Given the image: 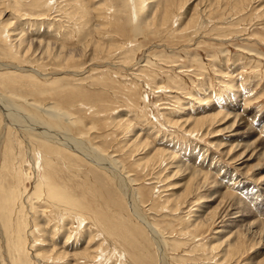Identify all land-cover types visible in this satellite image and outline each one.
I'll use <instances>...</instances> for the list:
<instances>
[{"label": "rangeland", "instance_id": "374dc122", "mask_svg": "<svg viewBox=\"0 0 264 264\" xmlns=\"http://www.w3.org/2000/svg\"><path fill=\"white\" fill-rule=\"evenodd\" d=\"M165 1L40 0L34 8L35 0H15V5L5 0L0 26L7 27L10 37L6 41L7 33L0 30V95L50 103L45 108L66 114L60 119L65 118L73 137L120 164L119 175L133 181L140 212L159 234L165 254L161 264H264V248L257 245L263 235L255 232L264 227H251L263 206H253L256 197L247 194L264 188V158L249 159L254 140L264 138V0H176L161 22ZM20 37L25 42L19 49ZM2 109L0 105V150L8 139H16L13 129L5 133L11 120ZM242 109L247 125L232 126L234 113ZM201 119L208 122L200 130L195 123ZM249 126L255 130L252 137ZM138 141L149 147L142 151ZM24 147H15L7 157L0 151V190L15 193L18 204L31 205L34 215L25 220L15 199L14 205L0 200V264H121L120 249L129 257L156 259V246L147 239L131 245L119 238L127 237L130 216L123 207L118 211L117 194L103 172L78 160L75 166L56 160L58 176L50 182L55 195L60 187L77 212L87 205L101 208L104 227L118 243L112 248L97 238L90 246L99 245L100 253L93 250L92 260L80 256L93 235L91 225L84 221L76 230L71 218L47 217L51 209L45 189H37L48 185L42 153L38 150L33 166V153ZM154 148L164 150L166 162L152 158ZM185 155L195 166L200 163L197 168L204 160L202 170L209 173L187 198L182 181L174 177V167ZM92 179L108 199L111 194L107 206L96 191L89 198L84 182ZM231 207L244 218L239 228L228 231ZM46 219L50 224H44ZM13 229L17 231L10 237ZM236 241L235 249L226 251Z\"/></svg>", "mask_w": 264, "mask_h": 264}, {"label": "bare ground", "instance_id": "6f19581e", "mask_svg": "<svg viewBox=\"0 0 264 264\" xmlns=\"http://www.w3.org/2000/svg\"><path fill=\"white\" fill-rule=\"evenodd\" d=\"M14 1L15 0H13V2ZM23 1H25V0H23ZM175 1L176 0H166L165 1L164 5H163V9H162L163 15L161 16V19H160L161 22H165L166 21V19L170 15L171 8L176 4ZM4 2H5V0H1L0 6H3ZM15 3L16 2H14V5H15ZM24 3H26V2H24ZM182 3H184L183 0H182ZM180 4H181V2H180ZM33 5H34V8H39L40 7V0H35V2H34ZM96 12L99 13L100 15H103L102 14V12H103L102 9H99ZM1 13L2 12L0 11V17H1ZM104 18H102V20ZM103 21H105V19ZM103 25H104V23H103ZM0 30L2 31V33H7V35H6V41H7L9 39V37H10L8 35V32L9 31L7 30V27L0 26ZM47 33H48V31H47ZM0 37L2 39V36L1 35H0ZM63 38H64V36H63ZM61 41H62V39H61ZM24 42H25L24 39L22 37H20L19 38V42H18L19 49H20V47H22L24 45L23 44ZM29 44H31V43H29ZM47 47L48 46H46V49H47ZM26 48L28 50V46ZM47 51L45 52L46 54H48ZM3 66L0 65V68H2ZM9 79L11 80V78H9ZM7 80H8V78H7ZM1 84H3V83H1ZM1 86H4V85H1ZM7 91H9V89ZM7 91L5 90L3 92H7ZM0 96H2V95H0ZM2 99H3V101H2ZM4 101H6L5 102L6 105L4 104ZM49 104L42 105V104H38V103H34V104L33 103H29L28 100H27V98L26 97L25 98L24 97H21L20 94L17 97L16 96L15 97H12V96H2L1 97L0 105L3 107L2 111L4 112V114H2V115L4 116L6 114L5 116H7L8 119L10 118V120H11V123L10 124L8 123L9 126H6V128H5V133L7 135V133H8L7 130L8 129L9 130H12L13 129L15 131L14 133L16 135V139H14V140L13 139H11V140L8 139L7 143L3 146L2 150H3V152L5 151V157L8 156V155L6 156V154L8 152H11L12 151V153H13V149L15 147H17L18 149L22 150L23 148H25L24 146H27L29 148L28 150H31L32 153H33L32 154V162L31 163L34 166L36 164V160L38 159L37 156H39L38 150H40V152L42 153V157H41V166H42V173H43L42 176L43 177L46 176L48 185L46 186L47 188H44V186L42 187L41 185H39L37 187V189H39V188H41V190L42 189H45V193H46V196H47L46 202L48 200L47 203H48V206L51 209L50 211H48L49 214H48L47 217H50L52 219V217L54 215H59L58 216L59 218H60V216H62V217L65 216L66 218H69V219L71 218L72 223L74 222L76 224V230H77V227L78 226L84 224V221H88V224H90L91 227H92V233H93V235L92 234L89 235V238H88L87 242L85 241L86 242V246H85V248H83V252L81 254H79V255L80 256L85 255V257H83V258L90 259V260H92L93 258H95V257H93V253H95V252H99L100 253V250H101V248H100L99 245H97V246L96 245L90 246L92 244V241L93 240H95L97 238H101V240H103L105 242L111 243L112 248L115 247L118 244V243L116 244V242L114 241V239L111 238L112 235H114V234L113 233L110 234V232L104 227V225H105V221L104 220L106 219L105 212L100 211L101 208H98L96 210H92L90 208L91 207L90 205H87V206L82 207L81 210L79 212H77L76 207L74 205H71L70 203H68V201L69 202L72 201V200H70L71 199L70 196H66V194H64L60 190L61 189L60 187L57 188L58 195L56 196L55 193L53 192L54 189L52 190V186L53 185L50 182H51V180H53L54 178H56L58 176V172H59L58 170H59L60 167H58V164L55 162L56 160H58L59 162H62L63 165L68 164V165L75 166V164H74L75 163V160H78L80 162H83L87 166L88 165H93L95 168L98 169V171H101V172L104 173V177H105L106 184L109 185V186H111V187H114V189L113 188L112 189L117 194L115 199H118L119 200L117 202V206L119 208L118 211L120 212L121 209L125 208L126 211H127V212L125 211V213H129V216H130V218H128V216H126L127 217V220L126 221L128 222L127 224L130 227V228L126 229V232H125L127 234V237H121V236H119L117 231H115L114 233H116L117 236H119V238L122 239V240H124L127 244H131V245H135V244L139 243L141 240L144 241V239H147L148 242H149V245L156 246V249H157L156 250V255L157 256H156V259L155 260L153 259V257L152 258L151 257H142L141 258V257L133 256V255H132L133 257L132 256L129 257L126 254V251L124 249H120L121 251H123V254H124L123 255L124 258L122 259V263L121 264H127V262H128L127 260L128 259H130L131 264H143V263L147 264V262L145 260H147L148 262L151 261L149 264H152V262L154 264H161L162 261H163L162 258L164 257L165 254H162V252H161L162 250H160V246L162 244L160 245L159 234L156 231V229H154V227L151 226V224L148 222V219L144 215H142L141 212H140V207L141 206L139 204V196H138V193H137V189L132 186L133 185L132 184L133 181L132 180H131L132 182L126 181L124 178H122L119 175L117 168H119V165L120 164H118L116 162V160H113L110 155L100 154V153L96 152V150L94 149V147H91L87 142H84L82 140H79V139L73 137L70 134V132H69V127L66 124L65 118L61 116V119H60V115L65 116L66 114L64 112L62 113V111H60V110H58L57 108H54V107L45 108V106L46 105H49ZM230 114H232V113H229V115ZM244 114H245V112H244L243 109L241 110L240 113H234V116H233L234 117V120L232 122V126L235 125V124L238 127L241 126L242 125V122H245L246 121L244 119V117H243ZM252 117L251 118L249 117V118L250 119H253ZM3 120H4V118H3ZM211 120H213V119H211ZM205 121H207V120L206 119H201L199 121H196V123L194 122L195 123V127L199 128L200 130L203 129V127H205V123H206ZM6 123H7V121H6ZM247 123L245 122V126L247 125ZM11 125H13L14 127H12ZM189 132H191V131H189ZM254 132H255V130L252 129L249 126V128L247 129L248 136L249 137H252L254 135ZM62 134H64V136L68 140H69V138H71V140H73L75 143H77V146L78 147L72 146V145L66 143V139H64V137L63 138H60V137H62V136H60ZM59 138H60V140H58ZM136 139L132 142L133 144H135V142L137 141ZM14 143L16 144V146L13 148L12 145ZM71 143H73V142H71ZM138 144H139V148L142 147V151L144 149H146L147 147H149V145L146 144L145 142L142 143V142H139L138 141ZM252 145H253V147H250L252 150L249 151L250 152L249 159L250 158H253V159L259 160L261 157L264 158V138H262V137L260 138L259 137L258 139H255L254 142L252 143ZM244 148H245V145L242 148V150ZM2 150H0V151H2ZM14 151H15V149H14ZM240 151H241V149H240ZM3 152H1V153H3ZM11 155H13V154H11ZM156 157H160L161 158L160 160L165 161L164 150L162 151L160 149H157V148L155 149L154 148L153 149V156H152V158H156ZM213 160H214L213 157L210 158V164L211 165L213 163ZM203 163H205L204 160H203L201 166L197 168V166H199L200 163L198 162V165L195 166L193 164V161H191L190 159L186 158V155H185V160L179 162L174 167V170H175L174 171L175 172L174 173V177H176V178L180 179V181H182L181 182V183H183L182 184L183 185L182 187H184L183 188L184 189L183 190L184 191L183 195L186 198L190 196L191 191L193 190V188H194V190L195 189H197V190L199 189V188H197V185H198L197 184V180L199 182H200V180H201V182H203V181H205V177H207L209 175V173L207 174V171H206V173H204V171L202 170L203 167L205 169V166L203 165ZM173 164L174 163H169L170 166H172ZM76 166H77V164H76ZM208 168L211 170V167H208ZM215 171L218 172L219 169L216 167V170ZM41 183H42V181H41ZM84 183H85V188L88 191L89 198H91V200H92V196H93L94 191H96V192L99 193L98 194L99 197L102 196L101 198H102L103 203H104L105 206H107L109 199H110L109 202H111V194H109V199H108V194L106 192H104V190H102L103 189L102 186L101 187L98 186L97 183H95V181L93 179L92 180H89V181H86ZM129 183H131V185H129ZM82 188H84V187H82ZM6 193H4L2 190H0V200H3L4 199V202L5 203H7V201L8 202H11L12 203L11 205H14V203H15V205L17 206L16 209H18V213H20L19 215L22 216L23 219L26 220V217L27 216H30L31 214H32L31 216L34 215L30 211L32 209L30 207L31 205L26 206V204H22V205H21V203L18 204V202H17V195L15 193H12V194H11V192L9 194H6ZM112 193H114V192H112ZM247 194L250 197H252V196H255L256 197V198L254 197L255 199L253 200V203H252L253 206L256 203H259V206H263L261 208L262 209L261 213H263V214H258L256 212L257 213V218L252 222V224H251L252 226L251 227H253V225H254V227L255 226H258V225H261V227H264V188L252 189ZM192 195H193V193H192ZM64 197L65 198H69L68 201ZM61 198H64L65 200H62ZM258 199L260 201H258ZM13 200H14V203H13ZM166 202L168 203V201H166ZM84 203H85V201H84ZM237 206H239V205H237ZM9 208H8V210H9ZM241 208H243V207H241ZM28 209H29V211H28ZM232 209L234 211L226 214L227 216L233 217L232 219H229L228 226H225V229H227L228 231L232 230V227L233 226L235 227V228L233 227L234 229L239 228L241 226V224H242L241 223L242 222V218H244V216H243V214H242L241 211H238L237 209H234V208H232ZM11 211H12V206H11ZM26 211L28 212V214L26 213ZM32 212H33V210H32ZM121 213H123V212H121ZM237 214H238V216H237ZM0 216H1V214H0ZM6 220H7V218H6ZM29 220H31V218ZM46 220H47V222L44 223V224L45 225L47 223L50 224L51 221L49 219H46ZM27 221H28V219H27ZM117 221H118V224H122V225L124 224V220H122L121 217H119V219ZM5 223H7V222H5ZM10 225H11V223L9 222L8 223V228L11 229V226ZM0 226L2 227L1 222H0ZM34 226L35 225H33L32 227L34 228ZM258 229L260 230V228H258ZM13 230H12V233L10 234V237L14 236L15 235L14 233L17 231V229H15L14 232H13ZM28 230H29V228H27L26 232H28ZM114 230H116V227L114 228ZM259 230H255V232L256 233H259L260 236L263 235V239L262 240H259L258 243H257V245H261V248H264V232H262V230L260 232H257ZM90 231H91V229H90ZM9 232H10V230H9ZM94 232H95V235L96 236H94ZM235 233L237 234V232H235ZM28 234H29V236L31 235L30 232H28ZM236 234H233V235L235 236ZM260 238H262V237H260ZM82 241H79V242H81V244H82ZM238 242H239V240H238ZM235 244H237V241L236 242H231L228 245H226L228 247L226 249V251L228 249H229V251H230V249L231 250L232 249H235ZM20 246H21V243H20ZM16 247H19V245H16ZM239 248H240V246H239ZM93 250H95V252H93ZM16 251L19 253L20 252V249H16ZM233 251H235V250H233ZM64 255H67V254L64 253ZM64 255L62 254V256H64ZM160 258H161L162 261H160ZM165 260H166V257H165Z\"/></svg>", "mask_w": 264, "mask_h": 264}]
</instances>
